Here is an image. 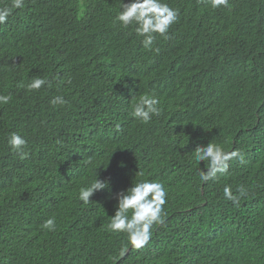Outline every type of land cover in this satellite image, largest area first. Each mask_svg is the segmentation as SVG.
<instances>
[{"label":"trees","instance_id":"trees-1","mask_svg":"<svg viewBox=\"0 0 264 264\" xmlns=\"http://www.w3.org/2000/svg\"><path fill=\"white\" fill-rule=\"evenodd\" d=\"M37 1L0 24V95L11 96L0 104V264H264V0L180 4L151 50L114 23L116 8L95 21L64 7L49 26L61 0ZM15 30L21 39L1 42ZM54 41L76 45L72 68ZM36 77L49 84L28 91ZM143 94L163 109L147 124L130 115ZM56 95L68 104L53 106ZM12 132L27 139L26 159L10 149ZM209 142L244 162L205 184L207 161L193 152ZM95 171L109 187L84 205L79 189ZM141 178L168 189L166 219L121 257L125 237L106 226L116 194ZM238 185L248 194L233 204L224 187Z\"/></svg>","mask_w":264,"mask_h":264},{"label":"clouds","instance_id":"clouds-1","mask_svg":"<svg viewBox=\"0 0 264 264\" xmlns=\"http://www.w3.org/2000/svg\"><path fill=\"white\" fill-rule=\"evenodd\" d=\"M48 1L45 0L43 3L37 1L36 6L43 5ZM188 2L208 4L214 9L220 6H228V0H128V2H124V0H61V6L57 10L56 8L53 10L56 11L53 12L49 26L54 21L61 19L57 15V11L64 7L78 10L81 16H88L95 21L100 14L108 16L116 8L118 10L114 17V23L124 29L133 28L135 34L142 37V46L151 50L156 36L168 38L170 28L179 21L180 10L177 6ZM24 3L25 0H11L10 4L0 7V24L8 20L13 9L23 8ZM19 39H21V34L18 31H6L1 42L11 45ZM54 42L66 51V59L72 68L76 62V57L73 55L76 45L61 41ZM113 49L111 47L110 51L112 52ZM78 62H81V59ZM47 84H49L47 78L36 77L24 87L28 91H34ZM10 100V95H0V104H8ZM50 103L53 106H65L68 101L63 95H56ZM162 111L161 101L157 96L143 94L132 103L130 115L135 120L147 124L153 116L159 117ZM7 142L12 152L19 155L20 159L23 160L28 157L29 153L24 150L28 141L22 134L12 132ZM193 154L195 162L207 161V170H200L198 173L199 180L205 184L210 180L216 182L219 177L226 175L229 172L231 161L239 158L241 162H244L239 149L234 148L231 151H226L221 144L214 142L197 147ZM86 163H92L91 157ZM140 175L142 177L143 173ZM108 187L109 182L99 179L95 171L94 179L79 189L78 200L87 205L91 202L90 197L95 192ZM247 194L248 190L243 185H238L235 193L231 186L224 187L225 198L232 201L233 204H238L240 198L247 196ZM116 199V210L110 216L106 230L125 237V242L120 249V256L123 257L129 248L136 250L145 248L152 238L155 226L165 222L168 189L159 180L141 178L133 180L130 187L118 192ZM42 227L48 231H55V217L46 219Z\"/></svg>","mask_w":264,"mask_h":264}]
</instances>
